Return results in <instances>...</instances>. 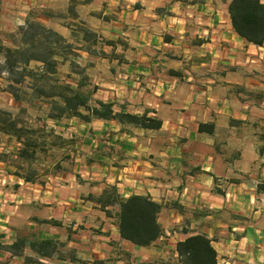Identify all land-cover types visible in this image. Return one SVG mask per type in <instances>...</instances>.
Returning a JSON list of instances; mask_svg holds the SVG:
<instances>
[{"label": "crops", "instance_id": "crops-1", "mask_svg": "<svg viewBox=\"0 0 264 264\" xmlns=\"http://www.w3.org/2000/svg\"><path fill=\"white\" fill-rule=\"evenodd\" d=\"M229 2L0 0L1 30L37 23L61 37L55 72L38 86L69 84L91 103L162 121L147 128L56 116L34 76H24L29 94L19 100L1 84L0 110L25 112L29 127L48 132V149H60L43 183L26 181L21 143L0 131L1 242H13L16 229L27 227L64 242L52 256L28 250L34 264H158L176 260L179 240L204 233L218 264H264V43L239 36ZM31 64L39 70L43 62L20 63ZM107 184L123 198L150 194L161 203L156 241L142 246L121 237L118 205L90 197ZM23 209L32 212L20 220ZM10 255L0 250V257Z\"/></svg>", "mask_w": 264, "mask_h": 264}, {"label": "trees", "instance_id": "trees-1", "mask_svg": "<svg viewBox=\"0 0 264 264\" xmlns=\"http://www.w3.org/2000/svg\"><path fill=\"white\" fill-rule=\"evenodd\" d=\"M228 11L233 28L240 37L248 43L257 45L264 43V1L230 0ZM42 29L52 33L55 37L54 40L46 44L40 54L23 53L21 59H15L12 63L19 65L20 63H26L27 65L32 58L43 62L41 69L38 71L28 70L23 66L20 75L22 79L25 78V75H35L34 86L36 85V90L39 91L41 96L52 97V105L57 110L56 116H61L67 112L87 121L93 118H112L120 122L134 123L147 128H159L161 126L162 121L156 116L115 111L111 103L101 100L91 103L83 92L73 89L69 84L55 83L50 85L49 89L38 86L39 83L36 84L37 81H47L50 78L48 77L50 73L55 72L56 60L53 59V54L57 51L56 45L61 41V37L56 32L47 31L44 27ZM51 43H55V45ZM0 47L6 51L9 50L8 47L4 48L2 45ZM5 58L8 60L9 56L5 54ZM11 92L15 98L21 99V94L17 89L14 88ZM56 95L59 96L60 101L53 99ZM80 106L84 108V111L79 109ZM9 113L11 112L0 110V131L13 135L22 145L18 149L17 155L28 168L27 173L23 174L22 177L26 181L43 183L42 176L38 169L34 167V164L39 161V154H46L49 151L46 146L48 142L45 137V131L29 127ZM199 128L202 131H211L212 126L201 123ZM54 143V141L50 142L51 145ZM3 155L4 152H0L1 159L5 157ZM56 165L60 166L59 163ZM18 167H23V165L18 163ZM90 197H93L102 205H118L116 216L118 218L119 233L122 238L136 245L145 246L153 243L162 235L163 227L159 222V213L162 205L154 200L150 194H132L123 198L117 193L115 185L107 184L99 196L95 197L90 194ZM63 245L64 242L59 240L40 238L37 231L33 228H17L13 242L5 243L0 241V250L11 254L8 259L0 257V264H34L38 262L37 257L29 254L28 250L35 254L52 256ZM175 250L177 252L176 260L158 264H218L217 250L212 243V239L204 233L191 234L179 240ZM75 259L74 256H71V261ZM95 264L105 263L103 260H95ZM147 264L156 263L150 261Z\"/></svg>", "mask_w": 264, "mask_h": 264}, {"label": "rangeland", "instance_id": "rangeland-1", "mask_svg": "<svg viewBox=\"0 0 264 264\" xmlns=\"http://www.w3.org/2000/svg\"><path fill=\"white\" fill-rule=\"evenodd\" d=\"M41 26L42 25L37 23H31L24 30L20 28L12 31L0 29V46L2 45L4 48H9V50L6 51L0 47V86L1 84L6 86L9 91L15 88L21 96L29 94L27 91L29 90L27 88L28 82L23 81L22 76L20 75V72L23 70L21 65L12 62L15 61V59H21L23 57V53H30L32 55L40 54V52L44 49V46L54 40V35L50 32L43 31ZM5 54L9 56L8 60L4 57ZM32 66L34 68L35 65L31 64V67L28 66L26 68L28 70L38 71L37 68L33 69ZM30 110L31 113L33 112V115L35 114L36 116L38 114H44L43 112H36L35 109ZM14 111H16V109H14ZM9 114H12V112ZM14 118L21 121L25 125H30V116H27L25 112H21L20 114L17 113ZM45 134H48V132H45ZM58 155H60V149L58 147L49 150L46 154H39L40 159L34 164V167L38 169V172H41V176L47 169V164ZM14 179L15 178L13 177V180L10 181L11 185L14 184ZM31 212V209L21 210L22 215L19 219L24 220L27 218V215L31 214Z\"/></svg>", "mask_w": 264, "mask_h": 264}]
</instances>
